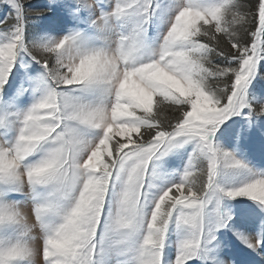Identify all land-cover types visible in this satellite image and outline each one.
Listing matches in <instances>:
<instances>
[{"label": "snow or ice", "instance_id": "1", "mask_svg": "<svg viewBox=\"0 0 264 264\" xmlns=\"http://www.w3.org/2000/svg\"><path fill=\"white\" fill-rule=\"evenodd\" d=\"M233 242L264 255V0H0V264Z\"/></svg>", "mask_w": 264, "mask_h": 264}, {"label": "rangeland", "instance_id": "2", "mask_svg": "<svg viewBox=\"0 0 264 264\" xmlns=\"http://www.w3.org/2000/svg\"><path fill=\"white\" fill-rule=\"evenodd\" d=\"M33 2L34 3H43L44 0H33ZM256 139H258V137ZM233 244H234V248H233L232 254H234L237 259L252 260L255 262V264H264V255L255 256V257H248L240 251V246L238 244H236V242H233Z\"/></svg>", "mask_w": 264, "mask_h": 264}]
</instances>
